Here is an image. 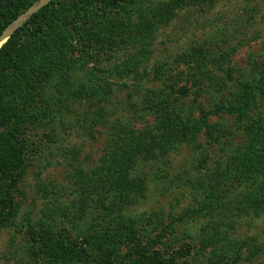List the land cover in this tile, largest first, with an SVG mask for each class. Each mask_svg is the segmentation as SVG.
Returning <instances> with one entry per match:
<instances>
[{
	"label": "rangeland",
	"instance_id": "obj_1",
	"mask_svg": "<svg viewBox=\"0 0 264 264\" xmlns=\"http://www.w3.org/2000/svg\"><path fill=\"white\" fill-rule=\"evenodd\" d=\"M10 1L18 0H0V17ZM53 1L36 2L0 43L15 35L19 47L68 40L54 65L26 72L31 96L20 109H32L36 124L16 138L0 130L27 159L13 189L16 214L0 228V264H220L216 253L234 259L240 239L264 250V212L253 204L255 197L264 202V104L241 109L237 102L264 70V0H188L173 22H156L151 43L140 39L133 13H107L120 25L113 43L94 30L78 36L68 28L73 0ZM196 51L209 61L202 77L191 69ZM180 55L192 62H176ZM64 62L71 72L60 71ZM50 72L67 77L73 98L50 96ZM59 109L65 113L49 118ZM166 113L180 117L186 136L169 150L147 145L149 133L166 138L172 130L160 122ZM134 131L145 133L142 148L128 145ZM119 147L131 177L144 185V196L126 205L103 185L114 179ZM100 203L124 210L109 214ZM216 233L219 245L206 247ZM70 245L88 259L73 261ZM243 255L241 264H264V251Z\"/></svg>",
	"mask_w": 264,
	"mask_h": 264
},
{
	"label": "trees",
	"instance_id": "obj_2",
	"mask_svg": "<svg viewBox=\"0 0 264 264\" xmlns=\"http://www.w3.org/2000/svg\"><path fill=\"white\" fill-rule=\"evenodd\" d=\"M41 0H18L16 3L10 1L6 6L8 9L6 13H3L4 16L0 17V37L3 32L14 24L15 21L20 17L21 14L30 9L36 2ZM54 0L52 3H54ZM188 0H167L160 4L159 6H151L147 3L146 0H73L72 5L70 6V13L68 16V28L76 33L78 36L83 34L84 36H92L93 30L96 31V34H103V40L107 39L106 42H112L111 37L118 35L120 25L113 20L105 19L107 18V13L110 12H121L123 14L129 15L130 13L136 14L137 24L135 28L141 36V40L151 43L154 38L155 32L153 28L156 26V22L161 24L168 25L173 22L176 16L178 17L179 11L185 6ZM203 2H215L216 0H201ZM19 3L20 5H18ZM15 4V5H14ZM100 4L103 17H98L96 19L94 15L95 6ZM129 5L132 8H129ZM93 26V29H92ZM155 29V28H154ZM117 40V38L115 39ZM67 39L63 38L62 40H52L49 39V44L42 43L35 45H26L25 47H19L16 43V35L11 37L0 49V130L10 129V134L15 136L18 135L16 131L23 128L27 129L32 124H36L39 118L36 114L33 113V110L30 108L20 109L23 105L24 107L28 106L27 98L31 96L28 87V78L27 70L33 71L34 74H39L31 66H34L38 70H41L44 66L54 65L57 61L52 62L53 58H58L64 55V52H67ZM49 53V59L44 58L46 54ZM201 51H196L193 54V61L196 63L195 66L191 67L194 71V74L204 76V73L207 71V64L209 61L207 57H203ZM55 56V57H54ZM192 59H188L187 55H180L176 62H183L190 64ZM27 63H30L29 65ZM60 71L62 72H71L72 65L69 62H64L62 65H58ZM136 67V66H135ZM50 70V67H49ZM131 69L129 68V71ZM41 72V71H39ZM53 72V70H52ZM165 72V71H163ZM200 77V78H201ZM46 80V79H44ZM48 81V80H46ZM67 77L55 78L54 75L49 73V92L50 96L53 97L56 101L58 98H61V102L67 101L69 98H73V93L69 92V88L66 85ZM200 81V80H199ZM55 82V83H54ZM37 83L36 85H40ZM36 90V89H35ZM79 95H76L77 98ZM164 97V96H163ZM237 102L241 103V109L250 108L256 109L258 104H264V70L261 71L259 78L251 86L244 88L243 93L239 92L237 94ZM236 97V98H237ZM30 100V98H29ZM159 104L162 106V100L159 99ZM30 102V101H29ZM158 103V102H157ZM65 113L64 111H49V118L56 117L59 114ZM208 113L203 112V115ZM210 115V114H208ZM180 117L174 116L173 114H163L161 121H165L166 124H169L171 131L163 137H156L149 133L147 139L149 138L150 143H155L156 146L163 150H169L171 144L175 140H179L180 137H185L186 134L183 131H187L185 125L181 122H176ZM203 125L209 129L206 121H203ZM260 130V129H257ZM253 131V129L251 130ZM137 138L132 139L129 142V147H140L142 148L145 144L144 136L145 133H136ZM170 133H173L170 135ZM151 140H150V137ZM136 137V136H135ZM260 135H256L255 139L258 140ZM172 142V143H171ZM18 146V142H14L11 138H4V135L0 134V176L1 178L7 179L9 186L1 189V198H0V228L6 227L8 221L12 219L16 214L15 202L13 198V189L17 186L19 179L23 176L27 168V159L25 154L21 151H16L15 146ZM124 147V146H123ZM119 147L118 152L120 153L115 155L112 158V161L116 164L115 167H112L111 172L115 174L112 183L107 182L105 179L103 181L104 187L110 188L114 192L116 199V204L126 205L129 200H137L144 196L143 189L144 185L142 181L133 179L130 175L129 168L127 167V160L122 155V148ZM164 147V148H163ZM254 147V144H253ZM256 152V149H253ZM249 154V153H248ZM253 155L248 156L247 158L251 162ZM105 163V161H104ZM106 169V167L104 166ZM126 168V169H125ZM131 168V167H130ZM125 169V170H124ZM132 169V168H131ZM110 176V175H107ZM112 177V176H111ZM254 208L255 211L261 210L264 212V202H260L255 197ZM257 200V201H256ZM101 208L109 211V214L118 213L124 208L119 209L118 205L107 207L103 203ZM103 211V210H102ZM73 217H68L63 221V226L65 223H69ZM64 231H71L67 228H63ZM66 232V231H65ZM67 234V233H66ZM68 238L69 235L67 234ZM207 240L206 247H217L221 242L219 233L214 234ZM215 239V240H214ZM78 246L70 245L69 250L73 261H81L82 259L87 260L88 255L83 251V249H78ZM236 257L234 259H226V257L221 254L216 253L217 259L220 261V264H241L244 258V251L249 252L248 258L250 255L252 257L259 256L263 253V245L255 246L252 243L248 242L245 239H240L236 243ZM224 262V263H221Z\"/></svg>",
	"mask_w": 264,
	"mask_h": 264
},
{
	"label": "water",
	"instance_id": "obj_3",
	"mask_svg": "<svg viewBox=\"0 0 264 264\" xmlns=\"http://www.w3.org/2000/svg\"><path fill=\"white\" fill-rule=\"evenodd\" d=\"M41 1H45L44 4H46V3H48L51 0H41ZM7 32H8V28L1 35V37H0V43L3 42L7 38Z\"/></svg>",
	"mask_w": 264,
	"mask_h": 264
}]
</instances>
